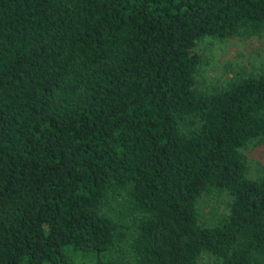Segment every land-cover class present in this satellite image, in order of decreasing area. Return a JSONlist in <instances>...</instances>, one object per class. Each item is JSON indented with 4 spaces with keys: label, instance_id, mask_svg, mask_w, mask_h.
<instances>
[{
    "label": "trees",
    "instance_id": "16d2710c",
    "mask_svg": "<svg viewBox=\"0 0 264 264\" xmlns=\"http://www.w3.org/2000/svg\"><path fill=\"white\" fill-rule=\"evenodd\" d=\"M263 31L264 0H0V264H264V63L197 80Z\"/></svg>",
    "mask_w": 264,
    "mask_h": 264
},
{
    "label": "rangeland",
    "instance_id": "374dc122",
    "mask_svg": "<svg viewBox=\"0 0 264 264\" xmlns=\"http://www.w3.org/2000/svg\"><path fill=\"white\" fill-rule=\"evenodd\" d=\"M203 62L197 80L201 84H222L240 66L246 69L264 63V31L250 37H233L225 40L205 38L199 44ZM249 175L256 177L264 172V142L250 144L246 150ZM223 209L222 206L218 207ZM217 208V211H218ZM81 258L77 261L80 262Z\"/></svg>",
    "mask_w": 264,
    "mask_h": 264
}]
</instances>
